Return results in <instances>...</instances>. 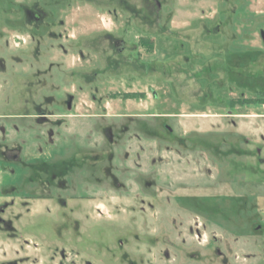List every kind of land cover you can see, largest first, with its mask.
I'll use <instances>...</instances> for the list:
<instances>
[{
  "label": "rangeland",
  "instance_id": "rangeland-1",
  "mask_svg": "<svg viewBox=\"0 0 264 264\" xmlns=\"http://www.w3.org/2000/svg\"><path fill=\"white\" fill-rule=\"evenodd\" d=\"M0 264H264V0H0Z\"/></svg>",
  "mask_w": 264,
  "mask_h": 264
},
{
  "label": "trees",
  "instance_id": "trees-1",
  "mask_svg": "<svg viewBox=\"0 0 264 264\" xmlns=\"http://www.w3.org/2000/svg\"><path fill=\"white\" fill-rule=\"evenodd\" d=\"M128 96H136V94H128ZM241 103H251L254 102V99L251 98H244V99H238ZM234 100L231 101V104H233Z\"/></svg>",
  "mask_w": 264,
  "mask_h": 264
}]
</instances>
